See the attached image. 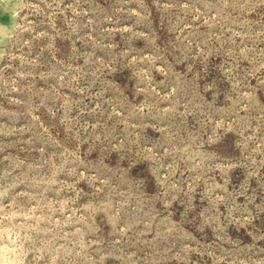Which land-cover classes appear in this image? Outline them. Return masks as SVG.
Segmentation results:
<instances>
[{"label": "rangeland", "instance_id": "obj_1", "mask_svg": "<svg viewBox=\"0 0 264 264\" xmlns=\"http://www.w3.org/2000/svg\"><path fill=\"white\" fill-rule=\"evenodd\" d=\"M0 264H264V0H0Z\"/></svg>", "mask_w": 264, "mask_h": 264}]
</instances>
